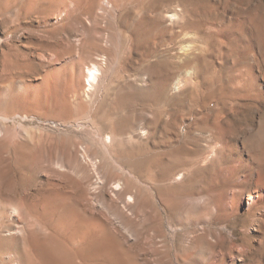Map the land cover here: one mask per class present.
<instances>
[{
	"label": "rangeland",
	"instance_id": "obj_1",
	"mask_svg": "<svg viewBox=\"0 0 264 264\" xmlns=\"http://www.w3.org/2000/svg\"><path fill=\"white\" fill-rule=\"evenodd\" d=\"M96 60L106 75L90 102L85 67ZM152 109V133L140 138ZM203 124L219 130L220 150L166 180L191 160ZM262 175L264 0H0V190L39 212L33 232H1L0 264H43L37 242L79 228L104 234L119 264H264V201L246 209ZM117 180L141 186L139 205L124 204ZM210 190L224 191L223 208L207 205ZM184 229L213 252L190 237L184 252L173 247Z\"/></svg>",
	"mask_w": 264,
	"mask_h": 264
},
{
	"label": "bare ground",
	"instance_id": "obj_2",
	"mask_svg": "<svg viewBox=\"0 0 264 264\" xmlns=\"http://www.w3.org/2000/svg\"><path fill=\"white\" fill-rule=\"evenodd\" d=\"M206 5V4H205ZM48 10V9H47ZM174 11V10H173ZM110 15V14H109ZM175 14L171 11L165 14L166 18H172V16H174ZM176 16V15H175ZM116 18V17H115ZM164 18V17H163ZM215 21V20H214ZM169 30V29H168ZM149 33V32H148ZM175 36V35H174ZM163 42V41H162ZM235 45V44H234ZM96 47V46H95ZM136 51V50H135ZM75 56V55H74ZM101 61V60H100ZM100 61H93L91 62V64L88 67H85L86 69V83L85 85H87V91L84 94V97L86 98V100L91 102V95H95L96 92V88L97 86L101 85L102 82H104V77L106 75V69H104V62L103 64L100 63ZM75 64V63H74ZM73 64V65H74ZM88 65V64H87ZM72 66V65H71ZM86 66V65H85ZM76 67L74 66V69ZM78 68V67H77ZM115 68V67H113ZM79 70V69H77ZM77 70H71L70 72H74L71 74V76L75 75V71ZM81 71V70H79ZM70 74V73H69ZM79 74V75H78ZM77 75L80 76V74H82L81 72L78 73ZM77 76V77H78ZM111 76V75H110ZM109 76V77H110ZM75 78V76H74ZM73 78V79H74ZM109 79V78H108ZM242 79V78H241ZM71 80V79H70ZM69 80V81H70ZM115 80V79H114ZM132 80V79H131ZM247 80V79H245ZM73 81V80H72ZM76 81V80H75ZM136 81V80H135ZM71 82V81H70ZM78 84V82H77ZM124 85V84H123ZM75 86V83L74 85ZM78 86V85H77ZM78 88V87H77ZM86 88V87H85ZM84 88V89H85ZM100 88V87H99ZM108 88V87H107ZM182 88V87H181ZM74 89H76V86L74 87ZM98 89V88H97ZM79 90V89H78ZM109 90V88H108ZM75 95L73 97L76 98V100L79 98V94H77V90H75ZM80 91V90H79ZM84 91V90H83ZM243 91V90H242ZM95 97V96H94ZM93 97V98H94ZM75 99L73 98L72 102ZM79 100V99H78ZM73 102L75 103V105H77L76 103L80 102ZM96 100V99H95ZM71 102V103H72ZM84 102V101H83ZM70 103V104H71ZM72 103V105H73ZM87 103V102H86ZM88 104V103H87ZM74 105V107H76ZM79 105V109L80 105H82V101L81 103H78ZM84 105H86L84 103ZM91 105V104H90ZM93 105V104H92ZM71 106V105H70ZM89 105H87L86 107H88ZM85 106H83L82 108H84ZM85 107V108H86ZM96 107V106H95ZM136 107V106H135ZM196 107V106H195ZM100 108V107H99ZM78 109V106L76 108ZM88 110V108H86ZM85 110V109H84ZM97 110V109H96ZM99 110V109H98ZM101 110V108H100ZM80 111H82L80 109ZM93 111V110H92ZM79 112V111H78ZM86 112V110L84 111ZM83 112V113H84ZM224 112V111H223ZM88 113V112H87ZM93 114V113H92ZM95 114V113H94ZM98 114V113H97ZM107 114V113H106ZM96 115V114H95ZM89 117V116H88ZM155 111L152 109L149 112V115L142 116V119H140V124L138 126H136V128L134 129L135 134H137V136L144 137L147 136L149 133H152V126L154 125L155 122ZM94 118V117H92ZM107 120V119H106ZM215 122V120H214ZM100 124V123H99ZM134 125V124H133ZM156 125V124H155ZM196 126V125H195ZM100 127V126H99ZM134 127V126H132ZM155 127V126H154ZM202 128H200V130L203 132L201 134H205L202 137H197V136H192V149H191V160L188 161L185 165H181L180 168L175 171L176 169H173V171L168 173V177L166 178V180L170 179V180H176L177 176L183 177L186 175V173L190 172V170H194L195 167H197L200 163L202 162H207L211 157H213L215 155V153L217 152V148L218 151L220 150V146H222L221 144V135L219 133V130L210 124H203L201 125ZM131 128V127H130ZM133 129V128H132ZM195 129V128H194ZM104 130V129H103ZM115 132V130H113ZM111 132V131H110ZM112 133V132H111ZM190 134V133H189ZM151 135V134H149ZM193 135V134H192ZM112 136V135H111ZM136 136V137H137ZM190 136V135H189ZM224 137V136H223ZM129 138V137H128ZM147 138V137H146ZM149 139V136H148ZM142 140V139H141ZM99 141V140H98ZM202 142L206 143V146L202 145ZM228 143V142H227ZM234 143V142H233ZM232 143V144H233ZM260 147V146H259ZM184 148V147H183ZM189 149V148H188ZM220 153V152H219ZM217 154V153H216ZM22 155V154H21ZM257 159V158H256ZM181 161V160H180ZM187 161V160H186ZM215 161V160H214ZM24 162V161H23ZM177 162V161H175ZM240 164L243 165V163L245 162L242 158L239 159ZM178 163V162H177ZM25 164V163H24ZM176 164V163H175ZM174 164V165H175ZM239 164V165H240ZM173 165V164H172ZM24 166V165H23ZM22 167V166H21ZM169 167V165H168ZM176 168V167H175ZM255 169V168H254ZM253 169V170H254ZM258 169V168H257ZM249 170V169H248ZM256 170V169H255ZM229 174L231 173V175L233 176L234 173L231 172L232 170H229ZM262 171V170H261ZM250 173H247V175H250V178L252 177L253 171L250 170ZM196 175V174H195ZM166 176V175H165ZM264 176V175H262ZM128 179V178H127ZM179 179V178H178ZM187 179V178H186ZM249 179V178H248ZM131 179L129 178V181ZM262 180V179H261ZM128 181V183H129ZM135 181V180H134ZM137 182V181H136ZM133 183V181L131 182V184ZM139 183V182H138ZM136 183V184H138ZM254 183V182H253ZM264 183V182H263ZM111 184V183H110ZM109 184V185H110ZM135 184V183H134ZM107 185V184H106ZM108 185V186H109ZM113 191H119L126 193L125 195V201L124 204L126 206H129L130 208H133V206H135L133 203H137L139 205V200H138V196L140 193L139 189L141 186L138 184V186H140L138 188V186L134 187L132 185V188H128L127 183L125 181H115L114 183L111 184ZM130 185V184H128ZM134 187V188H133ZM152 187V186H151ZM111 187H109L108 189H110ZM153 188V187H152ZM107 189V188H106ZM200 189V188H198ZM245 189V188H244ZM19 190V189H18ZM204 190V188L202 189V191ZM207 189H205L206 191ZM112 191V192H113ZM158 192L161 193V188L157 189ZM144 192V190H143ZM193 192V191H191ZM39 193V192H38ZM118 194L121 196V194ZM147 193V192H146ZM190 192H188L189 194ZM23 193L16 191V192H8V191H1L0 190V234L3 231H13V226H14V233L15 231H21L22 230H26V231H30L32 230V232L34 231V225L33 223H31V219L37 215L38 209L35 205H33L25 196L22 195ZM42 194V193H41ZM197 195H200L198 193H196ZM195 194V195H196ZM202 194V193H201ZM166 195V194H165ZM190 195V194H189ZM195 195L192 194V196L194 197ZM196 195V196H197ZM205 195V194H204ZM181 196V195H180ZM183 196V195H182ZM191 196V195H190ZM140 197V196H139ZM184 197V196H183ZM202 197V195H201ZM205 197V196H204ZM224 191L223 190H218L217 192H212V190L208 191L206 193V198L208 201V206L209 205H215L218 208L222 207L223 208V204L224 202H222L224 200ZM116 198V197H115ZM170 198L171 195H170ZM169 198V200H170ZM174 198V197H173ZM179 198V197H178ZM121 199V198H120ZM176 199V198H175ZM189 199V198H188ZM191 199V198H190ZM138 200V201H137ZM168 202H171L169 201ZM172 200V199H171ZM174 200V199H173ZM141 201V200H140ZM175 201V200H174ZM262 201H264V188H261L260 190H258L255 194H248L247 197V210L248 212L250 211H254V207L256 205H258L259 203H262ZM35 202V201H34ZM143 202V200L141 201ZM147 202V201H146ZM167 202V201H166ZM176 202V201H175ZM163 203V202H162ZM146 204V203H145ZM151 204V203H150ZM227 204V203H226ZM169 205V203H168ZM170 205H173L172 202ZM228 205V204H227ZM207 206V207H208ZM58 209V208H57ZM165 210V209H164ZM172 210V209H171ZM204 211V210H203ZM168 212V211H167ZM62 213V212H61ZM176 213V212H175ZM168 214V213H167ZM172 214V212H171ZM170 215L172 218L173 215ZM174 214V212H173ZM181 214V212H180ZM29 217V221L26 217ZM41 216V215H40ZM175 216V215H174ZM177 216V215H176ZM38 218V217H36ZM40 218V217H39ZM175 218V217H174ZM35 219V218H34ZM173 219V218H172ZM256 219H252L251 221H243V223H241V227L246 228L248 225H252ZM56 221V220H55ZM179 221V220H178ZM257 221V220H256ZM259 221V220H258ZM175 223V221H174ZM194 223V222H193ZM55 224V223H54ZM186 225V224H184ZM193 226V225H192ZM191 226V227H192ZM55 226H52V228L54 229ZM198 227V226H197ZM193 228V227H192ZM56 229V227H55ZM106 229L103 228V233ZM245 230V229H244ZM243 230V232H244ZM246 231V230H245ZM54 233V232H53ZM197 233V232H196ZM23 234V233H22ZM36 234V231H35ZM34 234V235H35ZM193 231H186V229H184L181 233H178L176 235L177 239H176V243L173 244L172 246L177 248V249H181L180 247L183 248L181 249L182 252H184L185 250H187L185 248V243L187 242L186 240L190 237V240L192 241L193 244L199 245V246H207L209 248V250L211 252H213V248L214 246L207 243L206 242V236L204 234L197 235ZM146 236V235H145ZM146 238V237H145ZM148 238V237H147ZM150 238V237H149ZM148 238V239H149ZM153 238V235H152ZM159 238V242L161 244H159L160 249H162L161 251L169 248L168 243L166 242V238L164 233L159 230V232L154 236V238L152 239V242L155 240H157ZM40 239V238H38ZM111 240V239H109ZM151 240V239H150ZM189 241V240H188ZM149 242V240H148ZM147 242V243H148ZM155 242V241H154ZM38 244H40L41 248L39 250L42 251L41 252V256L39 257L40 259H38L39 261L43 260V264H45V259L47 258H51L52 261L56 262V264H119V262L116 260V258H121L122 256L120 255H116V256H111L110 253L111 251L109 250V243L107 244V237H105L104 234H100V233H95L94 230H85L84 228H79L77 229L74 233H72L70 235V237L66 240H64L63 236L59 235V234H52L50 237H44L42 239H40V242H37ZM190 243V242H189ZM122 244V242L120 243ZM156 244V243H154ZM39 246V245H38ZM37 247V246H36ZM39 248H37L38 250ZM160 249H157L156 247L154 248L153 252L155 254H162L161 251H159ZM125 251V249H124ZM180 251V252H181ZM120 250L117 252L119 253ZM152 252V253H153ZM181 252V253H182ZM187 253V252H186ZM34 254V253H33ZM39 255V253H37ZM164 255V254H163ZM184 255L181 254V256ZM37 256V255H36ZM65 257L66 260H63L62 257ZM187 255H185L186 257ZM21 257V256H20ZM25 258V256H23ZM46 257V258H45ZM179 257V256H178ZM184 256L179 259L180 261L184 262L188 257L185 258ZM22 258V257H21ZM27 259V258H25ZM24 259V260H25ZM29 259V258H28ZM159 259V258H158ZM23 260V258H22ZM34 260H36L34 258ZM48 260V259H47ZM178 260V261H179ZM189 260V259H187ZM27 261V260H26ZM51 261V262H52ZM78 261H80L81 263H78ZM187 262V261H186ZM39 264H41L40 262H38ZM50 263V262H49ZM53 263V262H52ZM128 264L131 263L128 261L124 262L122 261L121 264ZM185 263V262H184ZM25 264V263H24ZM34 264V263H32ZM37 264V263H35Z\"/></svg>",
	"mask_w": 264,
	"mask_h": 264
}]
</instances>
